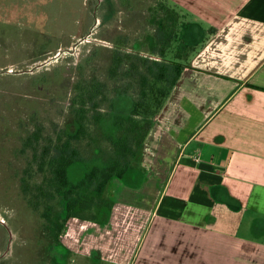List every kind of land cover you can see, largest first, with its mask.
<instances>
[{
    "label": "crops",
    "instance_id": "obj_1",
    "mask_svg": "<svg viewBox=\"0 0 264 264\" xmlns=\"http://www.w3.org/2000/svg\"><path fill=\"white\" fill-rule=\"evenodd\" d=\"M160 1L192 49L136 161L108 186V258L264 264V0Z\"/></svg>",
    "mask_w": 264,
    "mask_h": 264
},
{
    "label": "rangeland",
    "instance_id": "obj_2",
    "mask_svg": "<svg viewBox=\"0 0 264 264\" xmlns=\"http://www.w3.org/2000/svg\"><path fill=\"white\" fill-rule=\"evenodd\" d=\"M163 6L160 0H0V264H121L108 258L114 225H104L107 207L98 210L97 220L65 221L57 237L55 224L65 217L62 198L42 203L41 209L29 204L22 180L31 174L42 183L46 176L37 175V164L32 165L36 146L26 145L39 135L41 152L51 140L76 133L84 107L86 120L94 124L75 143L82 163L69 168V179L76 183L85 170L108 164L115 142L126 135L134 143L131 163L136 161L140 135L129 117L116 114L115 101L149 92L145 61L186 63L189 56L185 50L177 59L182 44L176 36L165 56L154 48ZM81 17L91 24L68 35ZM177 28L184 30L182 21ZM67 39L68 48L44 53ZM118 56L121 66L116 67ZM104 199L111 202L107 194Z\"/></svg>",
    "mask_w": 264,
    "mask_h": 264
},
{
    "label": "trees",
    "instance_id": "obj_3",
    "mask_svg": "<svg viewBox=\"0 0 264 264\" xmlns=\"http://www.w3.org/2000/svg\"><path fill=\"white\" fill-rule=\"evenodd\" d=\"M162 11L165 16L162 18V25L160 28V36L156 42L157 52L165 56L166 52L172 42L175 29L170 23L171 18H178V13L171 8L163 6ZM182 48L179 50L177 59L182 60L181 54L192 49V46L181 43ZM116 67L121 66L119 56L115 60ZM146 68V75L144 79L147 84H150L149 92L142 90L138 95V99L133 100L134 109L129 117V122L134 124V130L140 135L139 144L141 148L144 141L150 132L154 122L149 118L153 115L158 116L164 107L165 101L168 98L170 89L178 82L184 70V63L174 61L166 62L149 60L144 62ZM160 83H165L166 87L158 86ZM146 84V85H147ZM147 91V92H145ZM89 109L81 108L79 116L82 120H78V130L74 134H64L59 138L58 142H51L44 147L40 152L38 150L39 135H32L29 137L27 147H35L34 161L37 164V175L45 174L46 179L40 183L37 179L31 176L22 180V192L26 196L29 204L33 208L41 209L42 203L49 200H54L61 197L65 204V217L63 222L55 224L57 228L56 236L62 231L64 222L72 217H78L82 220H97L98 210L108 208L111 210L112 202L104 199L107 194L108 186L113 178H123L131 166V159L134 156V143L129 135L120 137L115 142L114 157L108 164L103 166H94L84 171L82 178L76 183L69 179V168L76 163H82V156L80 149L76 147L75 143L80 141L83 136H86L87 126H92V121H87ZM137 117H142L145 122L136 121ZM124 120H119L118 124L123 123ZM123 125V124H121ZM26 147V148H27ZM141 150V149H140ZM31 165V167H33ZM51 176L47 175V172ZM89 190L88 192H85Z\"/></svg>",
    "mask_w": 264,
    "mask_h": 264
},
{
    "label": "flooded vegetation",
    "instance_id": "obj_4",
    "mask_svg": "<svg viewBox=\"0 0 264 264\" xmlns=\"http://www.w3.org/2000/svg\"><path fill=\"white\" fill-rule=\"evenodd\" d=\"M131 102H132L133 106L128 107L129 106L128 104ZM114 105H115L116 114L120 117H123V118L124 117H126V118L130 117L132 112H133V109H134L133 100H131L127 97L118 98L115 101ZM122 109H124V110H122ZM83 174H84V172H83Z\"/></svg>",
    "mask_w": 264,
    "mask_h": 264
}]
</instances>
